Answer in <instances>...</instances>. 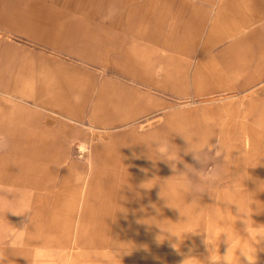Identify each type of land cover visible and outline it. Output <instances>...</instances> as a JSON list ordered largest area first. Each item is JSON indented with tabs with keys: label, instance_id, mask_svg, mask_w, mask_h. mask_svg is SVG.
<instances>
[{
	"label": "crops",
	"instance_id": "crops-1",
	"mask_svg": "<svg viewBox=\"0 0 264 264\" xmlns=\"http://www.w3.org/2000/svg\"><path fill=\"white\" fill-rule=\"evenodd\" d=\"M4 34L29 35L43 47H31L29 80L22 76V52ZM64 55L81 62L63 61ZM130 91L142 97L152 91L244 94L238 106L175 114L176 130L200 134L220 128L215 124L240 129L247 113H264V0H0V137L5 139L8 99L18 104L27 98L37 116L52 115L32 126L33 137L69 145L75 133L67 129L74 124L110 130L125 120L135 103ZM172 135V143L187 146ZM125 145L119 139L95 144L93 167L97 156ZM152 167L144 182L158 176L153 183L162 184L173 174L167 166ZM245 178L240 183L247 191L237 199L244 207L252 203L253 221L264 224V191ZM158 192L159 185L145 190Z\"/></svg>",
	"mask_w": 264,
	"mask_h": 264
},
{
	"label": "rangeland",
	"instance_id": "rangeland-1",
	"mask_svg": "<svg viewBox=\"0 0 264 264\" xmlns=\"http://www.w3.org/2000/svg\"><path fill=\"white\" fill-rule=\"evenodd\" d=\"M4 38L6 42L18 46L22 52V76L29 80L31 47H43L31 41L29 35H14L9 38L4 34ZM48 52L55 51L48 49ZM61 58L63 61L81 62L67 55ZM127 95L135 103L128 107L132 111H127L125 120L112 126L110 130L74 124L73 128L67 129L72 134L75 133L68 141L69 145L49 144L41 136L33 137L32 126H43L46 122L42 115H52L43 112L37 116L27 98H23L18 104L8 99L6 149L0 151V189H6L10 193H25L38 231L29 221L31 213L24 216L7 213L10 207H17L13 202L6 203L0 212V230L7 231L11 225L22 228L28 224L25 252L31 250L37 259L48 252H54L56 264H71L73 258L81 256L87 250L109 251L116 240L119 241L120 248L132 249L130 254L122 255L117 264H182L188 255L206 262L209 253L202 242L203 235H189L179 252L170 246L175 238L172 241H157L156 237L161 233L155 224L164 227L170 223L165 219L176 222L181 217L177 210L163 206L158 193L148 195L145 189L139 187L154 166L147 155L155 157L154 153H148L145 145L140 143L153 133L168 135L176 130L175 114L189 112L195 116L199 113L197 111L210 106H238L242 103L244 94L218 92L197 96L191 92L171 96L152 91L142 97L130 91ZM169 115L172 116L171 120L168 119ZM236 125L215 124L220 128L201 131V134L212 137L210 143L215 144L216 137L220 138L227 156L225 163L223 157L218 159L214 153L208 152L203 167L209 169L222 165L226 169V184H230L233 179L241 181L243 175L247 177L246 184L248 181L256 182L257 185L264 184V113H247L246 123H240V129H235ZM170 138L172 140L174 136ZM114 139H119L126 145L112 149L111 155L107 157L97 156L93 167V146L109 143ZM103 147L108 149V146ZM177 147L183 150L186 146ZM181 156L185 163L196 169L202 167L191 154L181 151ZM155 166H161L162 169L167 166L166 170L172 173L164 162H157ZM250 184L252 183L248 185ZM220 190L215 189L217 192H221ZM243 191H247V187ZM193 195L202 204H207L208 212L212 213L210 219L201 223L200 230L203 231L206 224L214 228L217 217L212 204L215 201L207 193L202 197L199 193ZM251 195L248 194V197ZM12 198L10 195L9 200ZM187 199L190 200L191 196ZM175 203L182 206V212L191 214V209L183 199ZM152 204L160 207V213L151 207ZM247 206L244 207L246 211ZM229 207L230 209L223 208V219L219 224L226 226L239 241L244 242L247 238L243 232V224L234 216L237 210L233 211L232 206ZM42 236H47L50 243L55 244V248H41L39 245ZM223 241L224 238L221 237L218 249L221 256L227 251V245ZM213 243L217 241L214 240ZM248 243L252 248H257L256 264H264V242L259 245ZM3 246H6V242L0 237V247ZM10 259L14 260V264H28L24 257L10 256ZM239 264L248 262L241 257Z\"/></svg>",
	"mask_w": 264,
	"mask_h": 264
},
{
	"label": "clouds",
	"instance_id": "clouds-1",
	"mask_svg": "<svg viewBox=\"0 0 264 264\" xmlns=\"http://www.w3.org/2000/svg\"><path fill=\"white\" fill-rule=\"evenodd\" d=\"M206 124H211V122L208 121ZM172 134H178L186 141L187 146L183 150L171 142L170 137ZM211 139L212 137L207 135L197 133L191 129H185L173 130L168 135L153 133L141 141L140 144L145 145L148 153L155 154L154 158L151 155H147L148 159L153 162V165L155 166L157 162H164L169 166L173 174L164 179L159 177L163 181L162 184L153 183L157 176L142 183L139 187L150 190L154 186L159 185L158 197L163 201V206L177 210L181 217L176 222L165 219L170 221V223L164 227H161L160 224H155L161 233L156 239L158 242H163L165 239L172 241L175 238L170 246L179 252L181 245L189 235H203L202 242L209 253L206 257V262L195 256L188 255L182 261V264H239L241 257L246 258L248 264H256L257 248H252L248 242L255 245L264 242V224L257 225L252 220V215L255 211L252 208V203L247 206L248 210L246 211L242 203L237 199V194L246 188L244 184L242 186L238 179H233L230 184H225L224 176L226 175V169L222 165H216L209 169L203 167V161L207 158L208 152L214 153L218 159L223 157L225 163H227L226 148L222 141L216 137V143L213 144L210 143ZM5 149V139L0 137V151H4ZM181 151L184 154H191L193 159L201 164L202 167L198 170L192 165L185 163L181 156ZM180 164H183V170L178 167ZM193 176L197 178L198 182L193 181ZM219 185H224L221 192L215 191ZM258 189L259 191H264V184H258ZM0 193H2L0 194V212H2L3 206L6 203L13 202L17 207H10L7 213L11 212L19 216L31 213L29 221L35 225L36 231H38L34 213L27 202L25 193L22 191L10 193L6 189H0ZM194 193H199L201 197L204 193H207L215 201L212 204L215 206L214 212L217 217V223L214 228L206 224L204 230H200L201 223L210 219L212 213L208 212L207 204H202L196 199L193 195ZM10 195L13 198L9 200ZM189 196H191L190 200L187 199ZM181 199L191 209L190 215L182 212L181 208L175 203V201ZM232 205H235L237 210V214L234 215L232 213V215L243 224V232L247 238L244 242L239 241L236 235L230 232L226 226L222 227L219 224V221L223 219V208L230 209L229 206ZM151 207L157 213H160L161 209L156 204H152ZM28 233V224H25L22 228H16L11 225L7 231L0 230V237L6 242V246L0 247V264H14V260L10 259V256L24 257L28 261V264H56L54 252H48L40 259H37L31 250L25 252L24 242L27 239ZM221 237L224 238L223 242L227 245L226 254L223 256L218 251ZM214 240L217 243L214 244ZM114 241L115 243L110 247L109 251L87 250L81 256L73 258L71 264H117L120 257L130 254L132 249L120 248L119 241ZM39 246L43 249L55 248V244L50 243L47 236L41 237ZM237 250H239V255H237ZM189 251L191 252V250Z\"/></svg>",
	"mask_w": 264,
	"mask_h": 264
}]
</instances>
